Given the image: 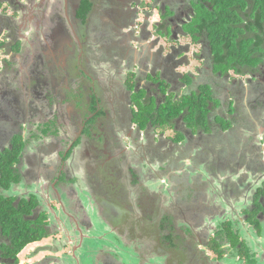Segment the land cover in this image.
<instances>
[{"label": "flooded vegetation", "instance_id": "1", "mask_svg": "<svg viewBox=\"0 0 264 264\" xmlns=\"http://www.w3.org/2000/svg\"><path fill=\"white\" fill-rule=\"evenodd\" d=\"M89 1L93 7L83 21L79 13L84 0H0V4L4 2L12 11V14L0 11V33L3 31L1 38L4 37L0 40V52L8 53L7 60H1L0 54V155L7 150L13 151L16 138H21L19 146H22L19 156L9 164L12 173L11 178L8 177L7 188L1 185L3 175L0 169V196L14 199L13 204L17 206L25 200L31 202L35 199L38 205L27 219L37 222L40 215L46 213L48 221L45 227L50 229V233L59 232L62 242L71 245V255L77 264L80 261L76 253L82 251L85 242L91 250L86 264H264V180L254 192L251 209L240 217L228 214L216 221V225H210L211 228L207 225L210 228L208 232L204 229V221L196 224L189 216L183 217L184 220L178 217L173 222L166 221L167 212L174 216L178 213L175 207L165 211L161 203H167V194L171 191H181L186 179L193 174L212 177L211 164L219 150L224 151L225 159L229 156L227 151L234 153L235 158L240 149L251 151L253 159L257 161L260 157L264 164V55L256 57L255 54V59L259 58L261 62L254 66V72L249 71L248 74L223 73L216 69L217 62L207 35H198L194 41L184 29L196 17L197 7L210 9L213 0ZM246 2L249 4L246 9H237L243 19L242 28L254 24L250 17L255 13L257 3L255 0ZM60 6L64 8L62 12L58 9ZM53 8L56 9L54 15ZM156 15L159 20L152 24L151 32L148 25ZM63 16L69 23V29L61 23ZM52 18L56 21L54 26ZM97 22L99 28H95ZM108 23L110 26H103ZM47 24L49 29L45 28ZM32 25L34 33L29 36ZM97 30L101 32V44L125 41L124 44L121 41L125 47L122 46L118 54V58L129 65L123 80L100 78L97 54L101 41L94 39L88 44L91 32L96 33ZM245 35L249 39L255 37L249 31ZM33 37L34 44H39L37 50L32 48L33 60L38 59L41 69L36 78L30 75L35 70L27 58L24 64L19 62L31 43L28 39ZM182 38H188L189 43L181 44ZM162 40L170 45L166 56ZM134 43L138 48L130 47ZM85 44H88L87 50ZM195 47L199 50L191 59L199 63L196 67L198 74L178 72L182 66L191 64L188 54ZM16 62L20 66L17 71ZM204 72L208 75L206 80L200 77ZM133 75L134 91L142 87L150 94L154 89L156 93H151V96L158 103L165 98L159 92L161 80L171 85L169 91L174 92L177 98L197 91L201 84L208 86L214 98L221 103L213 111L215 117L230 124L227 132L214 123L210 133L199 132L196 135L180 118L169 129L174 134L176 131L183 133L186 140L175 144L172 141L175 135L170 139L158 130L140 129L132 121L130 96L134 91L131 92L127 86ZM184 76L191 80L188 87ZM27 86H33V94L26 93ZM119 88L126 93L124 102L119 97ZM117 97L119 102L116 105ZM69 123H73V128ZM246 128L250 133L258 130L262 133L259 149L253 150V141H243L241 131L245 132ZM215 140L221 148L211 152L210 147L215 145L211 142ZM135 150L144 153L143 162L139 164L128 161ZM30 154L34 159L32 162L28 161ZM49 155L56 157L55 167L43 177L41 171ZM110 159H119V164L124 160V171L129 174V179L142 182L138 188V194L142 196L138 209L150 208V204L156 210L148 213L149 217L143 222L134 225L128 223L127 218L120 220L107 212L109 209L105 204L101 205L100 196H106L111 186L108 182L99 181V175L108 177L106 167L114 164ZM186 160L190 161L187 166ZM149 167L150 172L145 171ZM144 171L150 175L147 178L150 186L143 183ZM111 175L118 173L113 170ZM231 175L230 171H219L221 179L231 180ZM168 177H174L175 182L168 185ZM34 181L40 184V190ZM224 184L227 185V181ZM80 186L83 192L79 190ZM231 187L226 186L221 193L235 190L236 185ZM77 189L90 204L87 206L90 211L101 205L96 211L103 210L101 215L107 220L104 222L106 234H112L113 239L103 236L105 238L99 237L96 242L84 240L83 228L92 225L86 205L80 207L79 201L72 196ZM107 207L111 209L110 204ZM69 210L72 213H68ZM72 223L75 230L68 232L66 224ZM228 228L238 237L239 242L235 245L226 231L222 232L221 239L217 238L220 231ZM212 239L220 242L224 252L222 256L210 251ZM2 244L9 246L10 243L0 237V247ZM15 263L0 248V264Z\"/></svg>", "mask_w": 264, "mask_h": 264}, {"label": "trees", "instance_id": "2", "mask_svg": "<svg viewBox=\"0 0 264 264\" xmlns=\"http://www.w3.org/2000/svg\"><path fill=\"white\" fill-rule=\"evenodd\" d=\"M255 3H257L256 11L254 14L250 13L252 14V17L250 18H253L254 20V22L251 23L254 24L245 26L244 28L241 26L243 19L240 17V14L237 13V9H246L247 5H249L246 0H213L210 5V9L204 6L197 7L198 13L196 17H194V19L185 26L184 29L190 33L194 41H197L198 35L203 33L207 35L208 42L210 44V50L212 51L213 58L217 62L216 69L218 71L223 73L235 71L239 74H248L249 71L254 72V66H257L261 62V59H255L254 56L255 54L256 57L260 56V54L264 55V48L262 46L264 45V0H255ZM92 7L93 4L89 0H84L79 13V16L83 21H85V18L91 11ZM231 9H233V11H231ZM247 31L254 33V39H249L245 35ZM133 77L134 75L129 78V81L127 82L128 89L131 92L134 91L135 88ZM184 77V82L188 87L191 80L188 76ZM149 78L152 77L149 76ZM161 82L162 83L159 88L161 90L159 92L165 98L160 103L157 102L155 97L151 96V93H156L154 89H152L149 94L145 88L140 87L141 89L134 91L130 96L132 121L134 124L139 126L140 129H155L164 134L167 129L173 128L176 125L177 119L181 118L187 128L196 135L199 132H204L206 134L210 133L214 123L221 125V129L224 132H227L226 130H228L230 124L224 121L223 118L218 116L215 117L213 111L216 107L220 106L221 103L218 99L214 98L213 92L208 86L201 84V86L197 88V91H192L190 94H184L180 98H177L174 92L169 91L171 85L165 80H161ZM232 110L233 109L231 108V111ZM174 135L175 138L172 141L175 144H180L186 140V137L181 132L176 131ZM20 140L21 138H16L14 140L13 151L7 150L5 153L0 155V169L1 174L3 175L1 185L6 188L9 186L10 181L8 180V177L11 178L12 173L9 164L10 162H13V160L17 158L19 153L22 151V146H19ZM221 157L222 159H225L224 154L223 156L221 155ZM217 159L218 156H216V161ZM113 165L114 164H111L106 168L110 169L112 172ZM168 165L169 163H167L166 166ZM166 166L164 167L165 169ZM212 174L213 178H211L208 174L200 175V178L197 182L201 181V183L199 184L198 188L196 187L193 190L188 191V187L185 186L190 182L187 181L186 185L183 184V187L179 193H174L172 191L168 193L167 203L161 202L165 206V211L170 209V207H175V211L179 209V215L182 211L183 216L192 217L195 215V211H197L196 215L200 216V214L203 213L201 210L209 201L210 196L220 193V191L226 187L224 186L223 181L220 180L221 178L219 177V171H217V169L213 168ZM106 178L108 182V177ZM166 181L168 185L175 182L174 177L166 179ZM192 182L193 181L191 180V183ZM143 183L144 185H147L145 182ZM147 183L148 185H151L150 181ZM127 185L129 192L139 195L138 193H140V191H138V188L141 187L142 182L135 180L132 181L129 179ZM111 189L106 191V196L104 194L100 196V203H102L101 205L105 204L106 208L111 211H107L109 214L116 215L120 218V220H125L127 218L129 220L128 223L135 225L137 222H143L146 217H149L148 213H153L156 211L155 208L149 204L148 206L150 208H141L142 212L140 213L139 217L137 212H133V209L129 210V207L126 206L125 208L128 210L123 208V203L117 199L120 198L119 196L121 193L115 187H111ZM181 196L183 199L182 201L181 199H178V207L177 202L174 201L175 198H180ZM140 197L142 196L140 195ZM140 200L141 198H139V202ZM205 201L206 203H204L203 206L202 203ZM13 202L14 199L12 198L0 196V237L7 239L10 243L9 246L2 244L0 248L3 250V252L7 253V256H10L16 261L15 264H19L18 256L29 245L40 243L48 239L53 233H50V229L48 230L45 227L48 221L46 213H42L37 219V222H32L31 220L27 219V217L32 215L33 208L38 205V202L35 199H32L31 202L25 200L18 206L14 205ZM139 202H132L130 205H133L134 207L136 206V208H138L140 204ZM109 204L111 209L107 207ZM101 205L98 204L100 207ZM98 206L95 207L98 208ZM96 208H93L91 215L89 212H87L90 216V224L92 225V218H98L103 223V225H105L104 222L107 220L101 215L103 210H101V213L96 211ZM184 208H187V210L184 211ZM68 213L71 212L68 211ZM109 214H107L108 217H110ZM165 216V220L170 222H173L175 218L179 217L178 215L174 216L168 212L165 214ZM192 218L196 217L194 216ZM66 227L68 232L69 230L75 228V226L71 228L70 224H66ZM225 231L228 233L230 241L232 238L234 239V245L239 242V240H237L238 237H236L233 234V231L229 228L227 230L224 229L220 231L219 235H217V238L219 236L221 239L223 235L222 232ZM84 234V240L90 241V243L96 242L99 238L92 237L91 235L87 234V232H84ZM85 245L82 247V251H77L76 254L78 256H83L86 258V260H89V257L91 256V250L90 247H88L89 244L87 242H85ZM65 246L67 250L64 254L65 257L62 259L61 264H69L66 260H69L70 258H72V261L74 260L72 255L69 256V254L72 253L71 245L66 244ZM149 247H151V243L149 244ZM152 248H156L153 247V243ZM210 251L219 257L224 253L222 251L220 242L216 239L211 240Z\"/></svg>", "mask_w": 264, "mask_h": 264}, {"label": "rangeland", "instance_id": "3", "mask_svg": "<svg viewBox=\"0 0 264 264\" xmlns=\"http://www.w3.org/2000/svg\"><path fill=\"white\" fill-rule=\"evenodd\" d=\"M3 3L4 2H1V4H0L1 5L0 11L5 10V11H3V12H5L3 14H6V13L12 14V11L8 10L9 7L7 6V4H3ZM54 7H56V6H54ZM54 9L55 8L52 9L53 15H54ZM58 9L60 12H62V10L64 8L62 6H60ZM103 14H104V12H103ZM108 17H110V15H108ZM123 18H125V16ZM52 20H53L52 25L54 26L56 21L54 20V18H52ZM155 20H157V21L159 20L157 15L153 16V18L150 20V26L148 25V30H150L151 32H153L152 24L155 23ZM118 22L120 23V21H118ZM61 23H63L64 27L69 29V23L65 20L64 16H63V20L61 21ZM103 26H110V25L108 23V24H103ZM49 27H50V25L47 24L45 28L49 29ZM99 27H100V24H99V22H97V24L95 25V28H99ZM32 32L34 33V25H32V30H31V32H29V36L32 35ZM89 32H91V31H89ZM2 33H3V31L0 33V40L4 39V37L1 38ZM38 33H42V31L38 32ZM48 33H50V32L48 31ZM96 33L91 32V34L89 36L88 44L91 42L93 43L94 39H96V40L100 39V41H101V42L98 41L100 43L98 44L99 47L97 46L98 49L100 50L97 54L98 60H99L98 72H99L100 78L102 77L107 81H110L109 78H114V77L115 78H122V80H123V78H125V75L127 72L126 68L127 67L129 68V65L126 62H122L118 58V54H120L119 49L123 46V45H121V41L123 42L122 44H124L125 41H123V39H121V40L115 41L114 44H109L108 42L106 44H101L103 41L102 37H100L101 32L98 31ZM28 40H30V42H31L30 44H28L29 48H28L27 52L21 57L19 62L24 64V62L26 61V58H27L28 63L33 65V68L35 70V72L32 71V73L30 75L33 78H36L37 74L41 71V69L39 67L40 64L37 61L38 59H35V61L33 60V54L34 53L32 51V48L34 47L37 50L39 44L37 42L34 44V37L32 40L31 39H28ZM107 40H108V38H106V41ZM41 43H43V42H41ZM180 43L183 45H186L187 43H189V39L188 38H185V39L182 38L180 40ZM161 44L164 46V53L163 54H164V56H166V54L169 52L170 45L165 40H162ZM87 45L85 48L86 50H87ZM123 47H125V46H123ZM130 47L136 49V48H138V45L136 43H134L132 45L130 44ZM121 50H124V49H121ZM198 50H199L198 47H195V50H193V51L191 50V52L188 54V58H189L191 64L189 66H186V67L182 66L181 68L178 69V72H180L182 74H186V73H190V72L194 75L198 74V72L196 71V67L199 66V63L194 62V60L191 59V58H193L192 57L193 53L195 51H198ZM101 51H102V53H101ZM0 54H1V60H7L8 59L7 58L8 53L0 52ZM9 66H11V65L9 64ZM0 67H1V64H0ZM16 67H17L16 68V71H17L20 67L19 63H17V62H16ZM9 68H11V67H9ZM26 75H25V78H26ZM200 77L202 80H206L208 78V75L206 74V72H204L203 74H200ZM141 78H142V75H141ZM32 87L33 86H31V87L27 86V88H25L27 91L26 93L33 94L34 91L31 90ZM118 94H119V97H121L123 99V102H124V97L126 96V93L124 92V90L119 88ZM34 96L36 99L37 95L34 94ZM115 99H116L115 104L117 105L119 102V99H118V97ZM123 102H121L119 104V106ZM119 106H118V109H121V107H119ZM17 116H19V115H17ZM121 116H123L122 113H121ZM69 124H70V128H73L72 127V126H74L73 123H69ZM38 130H40V129H38ZM244 130H246V131L245 132L241 131V135L244 137L243 141H246V140L247 141H253V145H254L253 150L259 149L260 144H261L260 141L263 140V136L261 137L262 133L259 130L257 131V133H255V132L250 133L247 131V128ZM173 136H174V133L170 129H167L164 132V137L171 138ZM260 137H261V140H260ZM211 143L213 145L215 144L214 146L210 147L209 150H212L211 152H214L217 147L221 148V144L218 143L217 140L212 141ZM52 145H54V144L52 143ZM222 152H224V151H222V150L218 151L217 161L214 160L213 163L211 164V175H213L212 174L213 168L217 169V171H221V170H224L227 172L230 171V173L232 174L231 180L230 179H223V180L220 179V180L223 181V183H225L227 181V185L224 184V186H227V187L232 186L231 188H233L236 185V188H233L235 190H230L229 193H226V194H221V191H220V193H218V194L216 193V194L211 195L209 201L207 202V204L205 206H204V203H206V201L202 203V205L205 208L203 207V209L201 210V211H203V213H201L200 216L196 215L197 211H195L194 216L196 218H193L195 223L197 224V223H201L204 221V223L206 224L204 226V229H206L207 232L210 230L211 226L216 225V221H219L220 219H224L225 216H227L228 214L232 215L233 217H235V216L240 217V214H243L244 212H246V210L248 211V209H251V207L253 205L254 192H256V190L259 187L258 185L264 180V164L262 165L263 161H261L260 157H259V159H257V161H255L253 159L251 151H245L243 149H240L239 152H237L238 155L236 158H235L234 153H230L231 151H227L229 154L228 158L222 159V157H221V155L223 156ZM32 157H33L32 154H30V157L28 160L29 162H32L34 160ZM143 157H144V153L140 154L138 151L135 150V152H132L131 158L128 161L139 164L140 161L143 162V159H142ZM234 158H235V160L233 161L232 159H234ZM110 161L114 162V165L112 166V168H113V170L116 171V173H118V175H115V176L112 175V176H114V177H112L111 174L113 171L111 172L110 169H107L109 172L108 183H107L106 176L101 175V174L99 175L100 176L99 181H101L105 184L107 183L111 187L117 188L119 190V192L121 193L119 196L120 198H117V199L120 200L123 203V205H125L126 207H129V210L133 209V212H135V213L137 212V214L140 217V213L142 212V210L136 208V206L134 207L133 205H130L134 201H135V203L139 202V198H141V197H140V195H137L133 192L132 193L129 192V189L127 187L128 186L127 184L129 182V175L127 174V172L124 171V169H125L124 165H123L124 160H122L121 164H119V159L118 160L110 159ZM186 161H187V163H185V164L187 166L190 161L189 160H186ZM55 163H56V157L49 155L47 158V163L41 171V175L43 177L48 175L50 173V171L53 169V167H55ZM259 164H260V166H259ZM154 170H155V167L152 168V171H154ZM145 171L150 172V167L147 168ZM145 171H144V173H145ZM121 172H123L122 175H120ZM193 175L189 179H186V181L189 180L190 183H191V180L193 181L191 184L188 183L187 184L188 186L187 185L185 186V187H188V191H191L196 187L198 188L199 184L201 183V181L197 182L198 179L200 178V176H197V175L193 176ZM149 177H150V175L148 173H145V175H144L145 184H147L145 186H150L147 183V178L149 179ZM211 178H213V177H211ZM226 178H228V176ZM43 179H45V178H43ZM111 179H113V180H111ZM34 182H36L38 184V187L36 186V184L34 185V187H37L40 190L41 189L40 184L37 181H34ZM32 185H33V183H32ZM202 186H203V184H202ZM19 187H22V185ZM111 187H110V189H111ZM79 190L83 192V188L81 186H80ZM233 191H235V192H233ZM82 192H80V194H79L78 189H77L72 194L73 198H76L79 201L78 204L80 205V207L83 205H86V207L90 206V204L88 203V201L86 200L84 195L81 197ZM178 199L179 200L181 199V201H182L183 198H182V196L180 198H178V197L175 198L174 202H177V205H178V201H179ZM178 207H179V205H178ZM67 209H69V208H67ZM87 210H88L89 214L91 215L92 213L88 207H87ZM241 210H243V211L241 212ZM69 211L72 213L71 210H69ZM176 212L178 213L179 209H177ZM177 215L182 220H184L183 217H185V216H183L182 211H181L180 215H179V213ZM194 216H192V217H194ZM92 221L93 222H92L91 227L85 228V229L83 228V231L87 232V234L91 235L92 237H103V236L111 237V236H113L110 233L106 234L107 233L106 232L107 231L106 225H103V223L98 218H95V219L92 218ZM182 224L185 225V223H182ZM202 224H198V225H202ZM207 225H209L210 228H208ZM72 227H74V223L71 224V228ZM263 229H264V226H263ZM71 230H74V228ZM105 237H103V238H105ZM111 239H113V238L111 237ZM62 240L63 239H61V235L59 234V232H54L50 238H48V239H46L40 243H35V244L29 245L19 255V264H61L62 259L65 257L64 254L67 250L66 246H65L66 244H64L62 242ZM71 251H72V249H71ZM69 256H71V254H69ZM78 258H79L80 264H86V261H87L86 258H84L83 256H80V255L78 256ZM70 259L66 260L69 264H77L76 260L72 261V258H70ZM261 264H262V262H261Z\"/></svg>", "mask_w": 264, "mask_h": 264}]
</instances>
